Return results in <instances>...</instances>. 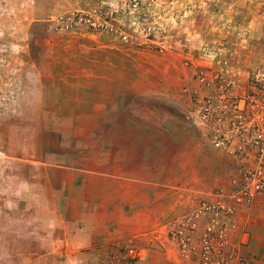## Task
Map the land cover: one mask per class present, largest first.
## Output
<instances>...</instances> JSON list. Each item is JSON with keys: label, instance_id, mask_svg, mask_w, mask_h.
Listing matches in <instances>:
<instances>
[{"label": "rangeland", "instance_id": "obj_1", "mask_svg": "<svg viewBox=\"0 0 264 264\" xmlns=\"http://www.w3.org/2000/svg\"><path fill=\"white\" fill-rule=\"evenodd\" d=\"M70 14H87L97 26L82 23L67 29L64 22ZM123 49L135 53L134 62L150 63L153 79L178 82L177 93L186 100L184 116L193 98L218 94L211 85L218 75L232 80L230 93L244 101L242 113L235 114L244 128L252 131L264 113V0H0V237L8 233L11 244L22 242L19 248L12 245L0 252L30 256L35 249L28 231L51 219L33 215L34 210L51 206L42 184H32L33 178H41V169L31 162L46 154L44 145L59 148L63 140L56 135L63 132L62 123L45 115L46 99L63 80L100 79L104 75L100 66L123 65L119 55ZM240 145L244 154L238 160L247 168L264 159V153L252 145L245 141ZM260 197L264 196L254 200ZM249 206L236 209L232 221L237 233L230 239L234 244L240 233L247 232L248 242L238 247L245 260L225 264H264V200L250 220L253 229L245 223ZM179 218L160 224L146 241L120 244V260H2L0 264H199L201 260L182 255L167 238V225ZM206 221L199 222V229ZM250 230L256 242H251ZM198 242L197 236L193 245ZM130 247L140 256L128 257ZM159 254L166 259L160 260Z\"/></svg>", "mask_w": 264, "mask_h": 264}, {"label": "crops", "instance_id": "obj_2", "mask_svg": "<svg viewBox=\"0 0 264 264\" xmlns=\"http://www.w3.org/2000/svg\"><path fill=\"white\" fill-rule=\"evenodd\" d=\"M119 55L124 64L100 66V79L63 80L46 99L45 115L62 123L63 132L56 135L63 140L59 148L44 145L46 154L31 162L41 169V178L32 184H42L51 206L33 215L51 219L28 231L35 249L30 256L2 251L0 261L120 260V244L146 241L160 224L181 217L217 190L229 189L241 160L212 149L186 123L178 82L153 79L152 65L134 62L130 49ZM263 198L248 207L250 229ZM16 211L23 215L22 209ZM9 237L1 235L0 250L22 246L18 239L11 244Z\"/></svg>", "mask_w": 264, "mask_h": 264}, {"label": "built area", "instance_id": "obj_3", "mask_svg": "<svg viewBox=\"0 0 264 264\" xmlns=\"http://www.w3.org/2000/svg\"><path fill=\"white\" fill-rule=\"evenodd\" d=\"M86 15H68L64 22L66 28H75L82 23L88 27L97 26ZM259 78L260 75L256 74L255 80ZM211 85L218 90V94L193 98L185 114L186 123L207 138L212 148L229 151L237 159L244 154L240 141L264 153V113H260L256 124L251 127L252 131H248L242 126L240 116L235 115L242 113L244 101H238L230 93L234 82L218 75L212 79ZM237 173L229 189L214 192L190 212L167 225V238L177 245L182 255L193 254L197 260H201L199 264L245 260L238 247L246 245L249 235L247 232L240 233L233 244L230 239L237 233V226L232 218L236 215V209L249 206L256 197L264 196V159L253 168L240 164ZM203 219L207 220L206 224L199 229L198 224ZM197 236L199 242L195 247L193 241ZM127 254L132 259L140 256L133 247L129 248Z\"/></svg>", "mask_w": 264, "mask_h": 264}]
</instances>
